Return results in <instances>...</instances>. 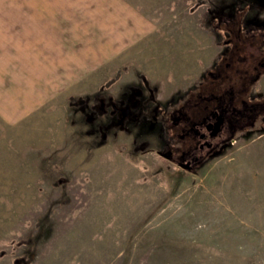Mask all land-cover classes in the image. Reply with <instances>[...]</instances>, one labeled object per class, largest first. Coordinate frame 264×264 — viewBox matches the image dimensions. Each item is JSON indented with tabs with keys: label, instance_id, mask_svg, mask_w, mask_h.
I'll list each match as a JSON object with an SVG mask.
<instances>
[{
	"label": "rangeland",
	"instance_id": "obj_1",
	"mask_svg": "<svg viewBox=\"0 0 264 264\" xmlns=\"http://www.w3.org/2000/svg\"><path fill=\"white\" fill-rule=\"evenodd\" d=\"M0 264H264V0H0Z\"/></svg>",
	"mask_w": 264,
	"mask_h": 264
},
{
	"label": "flooded vegetation",
	"instance_id": "obj_2",
	"mask_svg": "<svg viewBox=\"0 0 264 264\" xmlns=\"http://www.w3.org/2000/svg\"><path fill=\"white\" fill-rule=\"evenodd\" d=\"M138 90L141 91V88L135 90V92ZM152 97L153 95L149 99L147 97L146 100L150 101ZM228 101V99L220 100L213 107L201 109L196 115L192 114V108L197 106V103H192V101H187L179 108L176 109L175 107L173 109L169 123L175 131L178 128V140L182 142L181 148L174 151L176 156L173 162L177 166L178 164H184L186 166L184 170L191 171L201 161L203 155L218 148L224 140L228 139L230 135L229 123L231 127L232 121H235L238 117L242 123L246 122L247 115L245 116L243 113L245 110L234 112V110H231L233 108L231 102ZM152 102L156 103L154 99ZM174 104H176V101ZM147 108L149 107L146 106L145 109ZM189 110L192 117L188 115Z\"/></svg>",
	"mask_w": 264,
	"mask_h": 264
},
{
	"label": "trees",
	"instance_id": "obj_3",
	"mask_svg": "<svg viewBox=\"0 0 264 264\" xmlns=\"http://www.w3.org/2000/svg\"><path fill=\"white\" fill-rule=\"evenodd\" d=\"M222 43V42H221ZM197 82L198 81H196L195 83H194V85L193 86H195L196 84H197ZM144 110H145V107H144ZM143 110V111H144ZM107 111V110H106ZM145 120V117H141V118H139V119H137V120H135V121H133V123H141V122H143ZM93 121V120H92ZM136 121H138V122H136ZM92 123H89V126H90V130H89V132L92 134V133H97L96 131H95V128H96V126L97 125H101V128L103 129V130H107V131H109V129H111V126L110 125H108L109 124V121H106L105 122V124H103V122H101L100 124H94L93 126L91 125ZM108 127V128H107Z\"/></svg>",
	"mask_w": 264,
	"mask_h": 264
},
{
	"label": "water",
	"instance_id": "obj_4",
	"mask_svg": "<svg viewBox=\"0 0 264 264\" xmlns=\"http://www.w3.org/2000/svg\"><path fill=\"white\" fill-rule=\"evenodd\" d=\"M178 166L182 169L186 168V166L184 164H178Z\"/></svg>",
	"mask_w": 264,
	"mask_h": 264
},
{
	"label": "crops",
	"instance_id": "obj_5",
	"mask_svg": "<svg viewBox=\"0 0 264 264\" xmlns=\"http://www.w3.org/2000/svg\"><path fill=\"white\" fill-rule=\"evenodd\" d=\"M206 69H207V68H205L204 70H206ZM200 76H201V75H199L198 77H200ZM198 77L194 80V82L198 80ZM194 82H193V83H194Z\"/></svg>",
	"mask_w": 264,
	"mask_h": 264
}]
</instances>
